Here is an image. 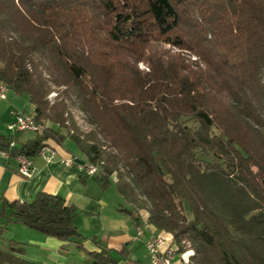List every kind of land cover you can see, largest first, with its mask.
Segmentation results:
<instances>
[{
  "label": "trees",
  "instance_id": "trees-1",
  "mask_svg": "<svg viewBox=\"0 0 264 264\" xmlns=\"http://www.w3.org/2000/svg\"><path fill=\"white\" fill-rule=\"evenodd\" d=\"M0 82L50 124L0 151L70 139L186 264H264V0H0ZM75 214L0 197V240L20 222L79 241ZM22 254L11 240L0 264H36Z\"/></svg>",
  "mask_w": 264,
  "mask_h": 264
},
{
  "label": "crops",
  "instance_id": "crops-1",
  "mask_svg": "<svg viewBox=\"0 0 264 264\" xmlns=\"http://www.w3.org/2000/svg\"><path fill=\"white\" fill-rule=\"evenodd\" d=\"M13 110L32 114L34 106L27 95L23 97L9 89L6 98L0 100V135L12 137L14 144L21 146L34 134L8 129ZM48 143L58 159L73 156L77 161L86 160L70 139L61 144L53 140ZM32 164L35 174L25 177L18 170L16 158L0 154V197L8 201H31L41 191L56 194L76 209L74 224L81 237L79 241H61L20 222H10L4 231L8 234L3 247L11 240L21 243L22 257L36 264H151L146 242L152 236H164L172 246V235L152 225L136 238V228L147 221L148 213L128 212L133 206L116 189L114 176L104 186L98 175L82 174L75 165L58 160L47 163L39 155L32 158ZM173 262L185 264L176 253Z\"/></svg>",
  "mask_w": 264,
  "mask_h": 264
},
{
  "label": "built area",
  "instance_id": "built-area-1",
  "mask_svg": "<svg viewBox=\"0 0 264 264\" xmlns=\"http://www.w3.org/2000/svg\"><path fill=\"white\" fill-rule=\"evenodd\" d=\"M8 90V86L0 82V100H4L6 98ZM11 114L13 116V121L7 125L11 132L28 131L40 134L44 129L42 125L36 123L32 114L21 110H13ZM10 146H14L13 140L10 141ZM0 154L4 157L8 156L6 151H0ZM37 155L42 157L47 163L58 160L66 165H75L78 171H82L86 175L95 176L101 172L98 165L86 160L77 161L76 157L73 156L58 159L55 150L47 144L41 147ZM16 159L18 162V170L23 176L32 177L35 174L36 170L32 164V159L24 155H19ZM148 226H150L148 221H145L143 225L137 226L136 238H139L143 233V229ZM146 247L150 256L151 264H174L173 260L175 258V254L173 250H171L170 244L164 239V236H152L146 242Z\"/></svg>",
  "mask_w": 264,
  "mask_h": 264
},
{
  "label": "rangeland",
  "instance_id": "rangeland-1",
  "mask_svg": "<svg viewBox=\"0 0 264 264\" xmlns=\"http://www.w3.org/2000/svg\"><path fill=\"white\" fill-rule=\"evenodd\" d=\"M164 47L166 48V50H169V51H172V52L180 51L177 48H173L172 46H170L168 44L164 45ZM139 67L140 68H145L143 64H140ZM57 95H58L57 89L52 87V92L48 95V99L53 101L57 97ZM21 96L25 97L26 95H21ZM71 113H72L76 123L81 127V130L87 131L89 129V126H87V127L84 126L85 125V122H84V119H83L84 117H83V114L79 111V109L71 108ZM49 125H50L49 123H46V125H44V127L49 126ZM187 214H188V216H190L191 213L187 210ZM6 234H8V233H4L2 239L0 240V248H3V245L6 243V240H4V238H6V236H7ZM184 254L186 256L188 254V256H189L191 254V251L190 252L186 251V252L182 253L180 255V257H182ZM188 256H187V260L189 261V257ZM184 258H186V257H184Z\"/></svg>",
  "mask_w": 264,
  "mask_h": 264
},
{
  "label": "bare ground",
  "instance_id": "bare-ground-1",
  "mask_svg": "<svg viewBox=\"0 0 264 264\" xmlns=\"http://www.w3.org/2000/svg\"><path fill=\"white\" fill-rule=\"evenodd\" d=\"M171 247V250H173V252H174V254H175V250H174V248L172 247V246H170ZM189 251V250H188ZM190 252V251H189ZM191 253H192V251H191ZM187 256H188V254H187ZM187 256L184 254L181 258H182V260H183V262L186 264L187 262H188V260H187ZM184 257H186V258H184ZM189 257V256H188Z\"/></svg>",
  "mask_w": 264,
  "mask_h": 264
}]
</instances>
